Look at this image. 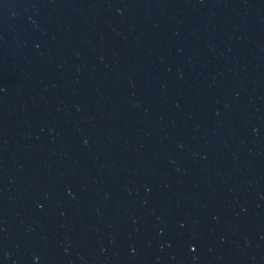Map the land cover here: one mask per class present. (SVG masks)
Wrapping results in <instances>:
<instances>
[{
    "label": "water",
    "instance_id": "95a60500",
    "mask_svg": "<svg viewBox=\"0 0 264 264\" xmlns=\"http://www.w3.org/2000/svg\"><path fill=\"white\" fill-rule=\"evenodd\" d=\"M0 264H264V0H0Z\"/></svg>",
    "mask_w": 264,
    "mask_h": 264
}]
</instances>
